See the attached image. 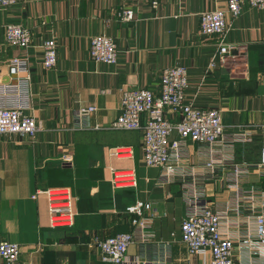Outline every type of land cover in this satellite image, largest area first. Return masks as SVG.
Segmentation results:
<instances>
[{
  "label": "crops",
  "instance_id": "obj_1",
  "mask_svg": "<svg viewBox=\"0 0 264 264\" xmlns=\"http://www.w3.org/2000/svg\"><path fill=\"white\" fill-rule=\"evenodd\" d=\"M152 1L16 0L0 8V85L18 82L10 61L25 57L32 75L26 113L41 125L32 140L0 136V242L20 244V264H114L101 260L96 239L124 232L134 241L123 264H208L211 254H190L181 238L191 198L220 214L236 264H264V243L254 242L255 216L264 213V169L256 167L264 123V8L245 3L236 18L226 12V42L238 48L210 66L220 40L201 33L199 16L226 11L228 0H158L157 7ZM122 7L134 10L133 21L120 19ZM8 23L29 28L32 45L9 46ZM101 33L117 44L116 64L92 60L90 41ZM50 37L58 55L51 69L43 64ZM175 64L188 68L187 100L220 110L225 136L210 150L173 132L180 155L166 175L145 164L141 130L106 126L120 114L125 89L158 92L162 71ZM88 105L97 107L85 121L90 127L74 128ZM121 145L131 147L127 156L109 155ZM111 168L133 171L136 185L115 186ZM57 187L73 190V226L50 225L47 197L38 190ZM140 201L149 205L140 216L127 211Z\"/></svg>",
  "mask_w": 264,
  "mask_h": 264
},
{
  "label": "built area",
  "instance_id": "obj_2",
  "mask_svg": "<svg viewBox=\"0 0 264 264\" xmlns=\"http://www.w3.org/2000/svg\"><path fill=\"white\" fill-rule=\"evenodd\" d=\"M157 7L159 1L153 0ZM16 0H0V8L13 7ZM245 3L250 7L264 8V0H228V9L205 10L200 14L201 33L217 36L219 44L217 53L210 61V66L217 64V60L226 62L237 51V45L226 42L230 29L226 12L234 18L241 13ZM121 20L131 22L134 20V10L122 7L118 12ZM5 40L11 47L28 48L32 45V31L20 23L5 25ZM89 53L96 63L116 64L119 53L113 37L106 33L91 38ZM43 64L51 69L57 64V40L50 37L43 43ZM10 65L18 76L17 83H2L0 85V136L28 137L32 140L41 129L35 118L27 114L30 105V92L28 90L31 73L28 71V61L25 57L17 56L11 59ZM160 89L139 87L125 89L121 97V112L110 122L106 128L112 130H129L143 133L142 150L144 162L148 167H163L165 174L171 173L169 163L173 156L178 157L181 141L171 137L176 132L180 138H191L201 145L213 146L224 138L225 125L220 110L217 108H201L192 100H187L188 68L181 64L166 67L159 82ZM97 107L88 105L79 109L75 118L74 128L87 129L90 124L87 117L96 111ZM179 118L172 120L170 114ZM146 121H145V120ZM101 128V127H98ZM262 134V147L260 161L256 167L264 169V123L259 126ZM131 152L130 146H114L109 149V155L122 158ZM212 164V165H211ZM209 165L213 167V162ZM112 183L115 186H135L136 179L133 171L116 170L111 168ZM235 169V174L241 172ZM47 197L49 208V222L54 228L59 226H73L77 215L74 207L75 195L68 187L38 190ZM189 211L181 224V238L186 244L190 254H211L208 264H236L233 258L234 241L221 229V217L211 207L199 204V198L189 199ZM149 205L142 201L127 207V211L141 215L144 208ZM255 243H264V213L255 216ZM140 227L143 222L134 220ZM252 239V238H251ZM103 262L123 264L129 245L134 241L131 232H124L109 236L106 239H96ZM249 242V241H246ZM20 244L4 240L0 242V258L5 264H20Z\"/></svg>",
  "mask_w": 264,
  "mask_h": 264
}]
</instances>
